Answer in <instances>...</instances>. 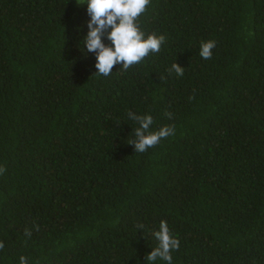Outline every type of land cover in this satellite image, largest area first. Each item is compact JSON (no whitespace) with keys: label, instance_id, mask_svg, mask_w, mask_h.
Returning <instances> with one entry per match:
<instances>
[{"label":"trees","instance_id":"trees-1","mask_svg":"<svg viewBox=\"0 0 264 264\" xmlns=\"http://www.w3.org/2000/svg\"><path fill=\"white\" fill-rule=\"evenodd\" d=\"M0 264H264V0H0Z\"/></svg>","mask_w":264,"mask_h":264}]
</instances>
